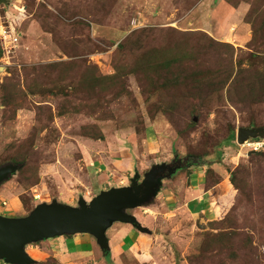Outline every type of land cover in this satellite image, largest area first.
Masks as SVG:
<instances>
[{
	"label": "rangeland",
	"instance_id": "374dc122",
	"mask_svg": "<svg viewBox=\"0 0 264 264\" xmlns=\"http://www.w3.org/2000/svg\"><path fill=\"white\" fill-rule=\"evenodd\" d=\"M203 1L15 3L17 8L24 7L25 15L7 7L23 37L12 64L0 74V87L17 85L13 100L21 107L8 108L0 99V165L17 158L25 160V167L0 186V216L24 218L31 201H57L77 207L79 198L89 203L102 191L130 186L136 174L141 182L157 164L186 160L185 168L192 167L195 172L190 181L185 170L163 181L150 205L126 211L145 229L138 232L143 238L136 240L137 231L133 230L129 239L122 237L125 239L119 244V229L131 226L114 223L107 230L109 260L94 238L85 234L71 236L69 243V239L60 237L27 247L26 254L36 264H264V137L247 141L261 144L260 150L251 155L244 144L236 142L239 128L264 129L263 98L240 91L239 97L230 101L227 88L217 92L208 82L185 104L197 110V117L186 114L182 104L168 117L157 103V86L150 84L149 75L110 79L115 75L118 47L141 30L162 32L160 40V33L154 37L159 44L168 39L164 34L172 31L197 37L201 33L240 49V57L250 52L249 43L237 47L229 38L227 42L217 41L203 31L213 30L210 24L199 23L208 19V11L197 13ZM261 5L255 4L243 22L250 25L251 36L255 30L253 52L264 57V18H257L263 11ZM221 15L215 17L216 23ZM175 38L168 40L185 50L194 47L178 40V34ZM133 56L129 58L131 66H135L139 54ZM213 59L209 58L210 65ZM169 76L165 75L168 83ZM179 91L189 89L181 86ZM232 134L235 140L230 139ZM205 172H209V183L217 180L218 186L234 175L238 191L233 192L223 222L209 224L203 214L195 216L194 199L198 194L193 191L204 181ZM166 184L171 194L165 192ZM227 235L231 240L225 239Z\"/></svg>",
	"mask_w": 264,
	"mask_h": 264
},
{
	"label": "trees",
	"instance_id": "16d2710c",
	"mask_svg": "<svg viewBox=\"0 0 264 264\" xmlns=\"http://www.w3.org/2000/svg\"><path fill=\"white\" fill-rule=\"evenodd\" d=\"M241 3H246L251 6V10L248 11L247 14L251 13L252 7L257 3L262 4L261 7L264 11V0H239L236 3L229 4L230 6L237 8ZM263 11L257 13L258 19H262V17L264 18ZM41 25L45 28L43 22H41ZM156 34L160 40L161 38L159 35H161L162 32L150 29L133 32L128 38H126L123 44L118 47L117 53L115 54L116 59L113 66L115 75L110 79L116 81L123 76L138 73L149 75L151 79L150 84L157 86L154 87V91L158 98L157 103L165 108V114L168 117L172 116L174 112L177 111L180 104L184 105L186 114L193 116L194 118L197 117L199 115L197 110L193 106L186 108L185 104H188L190 100H193L208 82H212L216 90H218L217 92L227 88V98L230 101L233 100L234 96L238 98L240 91H245L247 92L246 94H250L254 98H263L264 100V57L257 56V53L253 52L252 48L255 47L256 44L254 29L252 31V40L249 42V47H247L250 52L244 54L243 57L237 55V53L242 52L240 49L235 50L232 45L216 42L201 33L200 37H197L198 34H181L176 31H172L168 36L167 34H164L169 40L176 39L175 34H178V40L180 39L186 43H193L194 47L190 50H185L178 44L170 43L171 41L168 39L161 40V44H159L158 41L154 39ZM191 39H194V41L189 42ZM156 43L157 46L154 47V44ZM134 53H138L139 56L138 59H136L135 66H131L129 58L132 59ZM209 58H214L211 65L208 62ZM198 61L199 63L196 64ZM202 68L205 70L200 73L196 72V69ZM235 70L237 71L235 72ZM166 74L170 75V83H168V80L165 77ZM28 75L29 74H27V79ZM38 76L39 75L36 77L38 78ZM151 76L155 77V79L153 80ZM57 81L59 82V80ZM255 85L258 87L255 88ZM181 86L188 87L189 91H179ZM16 87L17 85L0 87V99L6 107L19 110L21 106L14 104L13 100L18 93ZM204 94L206 96L205 98H207V91ZM243 94L245 95V93ZM194 121L195 119H193V122ZM230 139L235 140L234 134H232ZM178 162L182 168L174 175V177L183 170H185L184 172H186V175L190 174V171L185 168L183 164L184 162L179 160ZM9 163L22 165L23 167L21 170L25 167L24 159L18 160L17 158H12ZM2 166L0 165V167ZM208 173L209 172H205L206 190H210L219 185V181L217 180H213L211 184L209 183L210 179L208 178ZM222 185L223 186H219L217 192H219L218 195H220V197H226L228 207L223 214L218 215V217L213 221H210L209 224L224 221L223 217L228 215V208L231 207V199H233L234 196L233 192L235 190L238 191L233 174H231L226 183H223ZM36 205H38L37 202H30L29 213L36 207ZM65 237L69 240L71 239V236ZM225 239L228 241L231 240L228 235ZM110 253L111 248L108 253L104 254L107 260L110 259Z\"/></svg>",
	"mask_w": 264,
	"mask_h": 264
},
{
	"label": "water",
	"instance_id": "95a60500",
	"mask_svg": "<svg viewBox=\"0 0 264 264\" xmlns=\"http://www.w3.org/2000/svg\"><path fill=\"white\" fill-rule=\"evenodd\" d=\"M6 0H0V5ZM264 137L263 128H239L236 142ZM256 152H250L255 154ZM22 165L6 164L0 167V186L7 182ZM182 167L176 163L153 165L141 182L139 175L131 179L130 186L102 191L87 203L79 198L77 207H69L52 201L38 204L24 218L0 216V262L4 264H36L26 254V247L46 240L65 236L89 235L95 239L103 254L110 251L107 230L114 223L130 225L144 233L136 218L127 210L148 206L163 187V181L171 179Z\"/></svg>",
	"mask_w": 264,
	"mask_h": 264
},
{
	"label": "crops",
	"instance_id": "0c3cea01",
	"mask_svg": "<svg viewBox=\"0 0 264 264\" xmlns=\"http://www.w3.org/2000/svg\"><path fill=\"white\" fill-rule=\"evenodd\" d=\"M210 5H212V7H209ZM223 7L225 9H223ZM8 8H11V7H8ZM8 8H7V6H4L3 8H1L0 12L2 14V11H5L2 16H4V15L6 17L8 16L7 19H9V20L11 19L13 21V19H12L13 16L8 15V14H10V13H8ZM203 10L208 11V15H207L208 19L207 20L201 19V20H199V23H201L203 25H206L208 23L211 25V27L213 29V30H211V32L207 28L203 31H205L206 33L211 35L215 40L221 41V42H227V39L229 38V41H232V43L235 44L237 47H242V48L247 43H249L251 41V38H252L251 27L249 24L243 22L244 21L243 18H245V16L247 15V13L249 11V6L247 4L242 3L237 8H234V7L230 6L229 4H227V2L225 0H204L197 7V13L199 11L202 12ZM222 13H223V15L219 16V20H218L219 22L216 23L215 17L217 16V18H218V15L222 14ZM226 30H228V32ZM225 31H226V33H225ZM2 72H4V71L2 69H0V74ZM191 168H188L190 171V174L187 175V179L189 181L191 180V176L195 174V172L192 171ZM204 175H205V173H204ZM167 185L168 184H166L165 189H168V191L166 190L165 192L171 194L172 191L169 188L170 186L167 187ZM218 188H219V186H215L210 190H206L205 189V176H204V181L202 180V183L199 184L197 186L196 190L193 191L194 194H198L197 195L198 197H196V199H194V200H196L195 216L197 218H199L198 215L203 214L204 218L207 217L208 222H210V221H213L214 219H216L218 217V215L223 214L226 211V209L228 207V205H227L228 201H226L227 199L225 196L220 197V195H218V192H217ZM215 193H217V195ZM205 200H207V202ZM205 202H206L207 207L204 206ZM132 234H133V228L128 227V226L121 227L119 229V237H120L119 244L121 243L120 241L125 239V238L121 239L122 237L128 236L125 240V241H127ZM135 237H136V240L143 238L138 234V232H137V236H135ZM69 242H71V240H67L66 243H69ZM109 246H110V242H109ZM128 246H130V245H128ZM67 248L68 247L65 246V248H64L65 252H68ZM64 251H62V252H64ZM62 257L65 258V256H63V255H62ZM66 259H68V258H66Z\"/></svg>",
	"mask_w": 264,
	"mask_h": 264
},
{
	"label": "built area",
	"instance_id": "2783aa9c",
	"mask_svg": "<svg viewBox=\"0 0 264 264\" xmlns=\"http://www.w3.org/2000/svg\"><path fill=\"white\" fill-rule=\"evenodd\" d=\"M21 2L22 0H6V4L0 5V10L4 6H7L25 15L24 7L17 8L15 5V3L19 4ZM5 17L6 16H2L0 12V69L4 72H6L7 68L12 64V58L19 48L23 37L22 32L17 29L14 22H11L9 19V22H6L7 17ZM243 146L247 147V149L252 152H257L261 148V144L251 142H245ZM3 205L5 206V203H3Z\"/></svg>",
	"mask_w": 264,
	"mask_h": 264
},
{
	"label": "flooded vegetation",
	"instance_id": "af4514ba",
	"mask_svg": "<svg viewBox=\"0 0 264 264\" xmlns=\"http://www.w3.org/2000/svg\"><path fill=\"white\" fill-rule=\"evenodd\" d=\"M186 161V160H185ZM185 161H184V166H185ZM173 163H176V164H178L179 162H178V160H176V161H173Z\"/></svg>",
	"mask_w": 264,
	"mask_h": 264
}]
</instances>
